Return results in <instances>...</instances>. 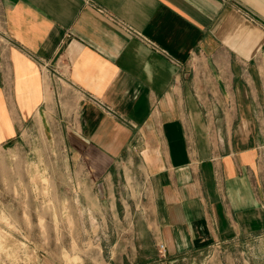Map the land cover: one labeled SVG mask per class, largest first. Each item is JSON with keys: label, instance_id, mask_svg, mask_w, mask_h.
<instances>
[{"label": "crops", "instance_id": "crops-1", "mask_svg": "<svg viewBox=\"0 0 264 264\" xmlns=\"http://www.w3.org/2000/svg\"><path fill=\"white\" fill-rule=\"evenodd\" d=\"M50 103L168 257L264 236V0H0V146Z\"/></svg>", "mask_w": 264, "mask_h": 264}, {"label": "rangeland", "instance_id": "rangeland-1", "mask_svg": "<svg viewBox=\"0 0 264 264\" xmlns=\"http://www.w3.org/2000/svg\"><path fill=\"white\" fill-rule=\"evenodd\" d=\"M45 117L0 146V264H264V236L168 257L124 175L108 198L102 178L66 144L60 106L50 103Z\"/></svg>", "mask_w": 264, "mask_h": 264}, {"label": "built area", "instance_id": "built-area-1", "mask_svg": "<svg viewBox=\"0 0 264 264\" xmlns=\"http://www.w3.org/2000/svg\"><path fill=\"white\" fill-rule=\"evenodd\" d=\"M161 248L163 249V251L166 253V249L164 245H161Z\"/></svg>", "mask_w": 264, "mask_h": 264}]
</instances>
